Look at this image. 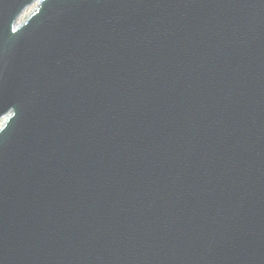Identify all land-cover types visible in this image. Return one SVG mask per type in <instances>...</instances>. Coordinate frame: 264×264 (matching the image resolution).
Masks as SVG:
<instances>
[{"label":"water","instance_id":"95a60500","mask_svg":"<svg viewBox=\"0 0 264 264\" xmlns=\"http://www.w3.org/2000/svg\"><path fill=\"white\" fill-rule=\"evenodd\" d=\"M0 0V264H264V0Z\"/></svg>","mask_w":264,"mask_h":264},{"label":"bare ground","instance_id":"6f19581e","mask_svg":"<svg viewBox=\"0 0 264 264\" xmlns=\"http://www.w3.org/2000/svg\"><path fill=\"white\" fill-rule=\"evenodd\" d=\"M38 5V2L36 1L34 4H32L31 6H29L24 13L21 15L20 17V22H24L26 20V17L30 14V12ZM4 120V119H3ZM2 121H0V126L2 125Z\"/></svg>","mask_w":264,"mask_h":264}]
</instances>
